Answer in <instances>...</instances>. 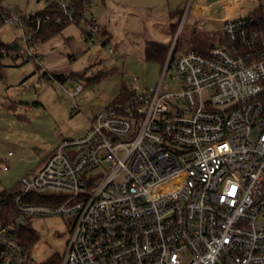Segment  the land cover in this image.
Listing matches in <instances>:
<instances>
[{"label":"built area","instance_id":"1","mask_svg":"<svg viewBox=\"0 0 264 264\" xmlns=\"http://www.w3.org/2000/svg\"><path fill=\"white\" fill-rule=\"evenodd\" d=\"M26 18L0 9L22 28L18 56L38 65L44 24L77 20L69 0L30 29ZM220 30L206 52L177 55L175 44L156 86L61 139L19 181L13 214L0 197V264H35L19 231L38 215L73 219L47 264H264V8L228 14ZM169 71L179 90L164 89ZM69 80L74 97L85 85Z\"/></svg>","mask_w":264,"mask_h":264},{"label":"rangeland","instance_id":"2","mask_svg":"<svg viewBox=\"0 0 264 264\" xmlns=\"http://www.w3.org/2000/svg\"><path fill=\"white\" fill-rule=\"evenodd\" d=\"M238 1L234 13L264 8V0ZM45 2L2 0V5L16 14H34L45 7ZM231 2L88 0L80 19L52 36L41 37V65L24 60L18 56L19 50L13 48L2 60L0 72V191L16 190L19 181L38 170L61 139L83 136L93 118L118 100L124 85L138 92L156 86L164 65L146 59L149 43L170 46V53L179 41L177 55L192 49L191 39L195 36L200 42L217 43L223 37L219 29L225 5ZM196 3L210 7L207 20L191 21L189 10ZM176 11L179 13L172 16ZM176 23L178 27L174 29ZM0 24V40L24 49L22 28L13 22ZM36 68L39 70L35 72ZM45 71L68 75V79H48L43 76ZM76 73L80 74L78 79L73 78ZM69 79H81L85 85L74 97L67 91L74 87ZM164 89H180L171 71L165 78ZM4 166L8 169H2ZM72 225L69 216H31L25 227L27 235L33 236L27 244L33 262L46 264L58 260L71 237Z\"/></svg>","mask_w":264,"mask_h":264},{"label":"trees","instance_id":"3","mask_svg":"<svg viewBox=\"0 0 264 264\" xmlns=\"http://www.w3.org/2000/svg\"><path fill=\"white\" fill-rule=\"evenodd\" d=\"M60 0H46V4L45 7L34 13V14H27V18H26V27L28 29H30V25H32L34 17L37 15H41L44 13H56L58 11V3ZM70 3H72V5L75 8V14H76V18L77 20L80 19V17L82 16L86 4L88 2V0H69ZM0 9H6L3 5H2V0H0ZM179 13V11H176L174 13H172V16L177 15ZM182 13V12H180ZM178 23L173 25V28L176 29V27H178L177 25ZM1 25V24H0ZM66 25V24H65ZM65 25H55V24H44V27L42 29V32L40 34V38L41 37H46V36H52L54 33H57L59 31H61ZM191 43L193 44L192 49L191 50H195V51H200V52H206L212 45L214 44H210V43H206L205 40H200L198 41L196 36L193 37L191 39ZM179 45V41L177 43V47L176 50L178 48ZM13 49L12 45L10 44H5L4 42H2V40H0V72H2L3 69V64H2V60L10 54L11 50ZM170 50V46L161 44L159 42H151L149 43L146 48H145V57L147 60L149 61H158L164 63L167 60L168 57V53ZM39 69L36 68L35 72L38 71ZM80 74L76 73L75 74V79H78V76ZM43 76L48 78V79H58L60 81H66L68 79V75L62 74V73H49L48 71H45L43 73ZM42 76V77H43ZM134 91L131 89H128L125 85L122 87L121 93H120V97L118 98V100H123L125 98H127L130 94H132ZM19 190V183L17 185V189L14 191L11 190H2L0 191V197L4 198L7 197V202L5 201V207L3 208V213L4 214H13L15 212V207L14 204L12 202V200L10 199V197ZM19 236L21 237V239L27 244H30L29 240H33V236H28L27 232H26V227L23 226L21 228V230L19 231ZM29 247V246H27ZM49 262L51 263H55L56 259H52ZM47 264V263H46Z\"/></svg>","mask_w":264,"mask_h":264},{"label":"crops","instance_id":"4","mask_svg":"<svg viewBox=\"0 0 264 264\" xmlns=\"http://www.w3.org/2000/svg\"><path fill=\"white\" fill-rule=\"evenodd\" d=\"M239 4L238 0H232L231 4L225 5V13L222 17V25H223V20L228 14H232L235 12L234 6H237ZM210 12V7H206L205 5H201L199 3H196L194 6H192L189 10V15L191 17V21L194 23L196 21L205 19L208 17L207 15ZM207 20V19H205ZM204 20H202L203 22ZM221 25V27H222ZM221 29V28H220ZM219 29V30H220ZM18 50V49H17Z\"/></svg>","mask_w":264,"mask_h":264},{"label":"water","instance_id":"5","mask_svg":"<svg viewBox=\"0 0 264 264\" xmlns=\"http://www.w3.org/2000/svg\"><path fill=\"white\" fill-rule=\"evenodd\" d=\"M12 47H13L14 49H16V50H17V49H19V45H18V44H16V43H15V44H13V45H12Z\"/></svg>","mask_w":264,"mask_h":264}]
</instances>
